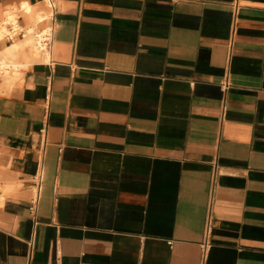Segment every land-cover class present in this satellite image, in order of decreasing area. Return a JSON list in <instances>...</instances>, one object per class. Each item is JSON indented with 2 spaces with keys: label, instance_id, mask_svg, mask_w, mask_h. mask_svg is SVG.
<instances>
[{
  "label": "crops",
  "instance_id": "obj_1",
  "mask_svg": "<svg viewBox=\"0 0 264 264\" xmlns=\"http://www.w3.org/2000/svg\"><path fill=\"white\" fill-rule=\"evenodd\" d=\"M15 16L0 264H264V0H0Z\"/></svg>",
  "mask_w": 264,
  "mask_h": 264
},
{
  "label": "bare ground",
  "instance_id": "obj_2",
  "mask_svg": "<svg viewBox=\"0 0 264 264\" xmlns=\"http://www.w3.org/2000/svg\"><path fill=\"white\" fill-rule=\"evenodd\" d=\"M14 15V14H13ZM10 19V21L11 22H13V23H17L18 22V17H13V18H11V17H9ZM9 20H5V21H3V22H1L0 23V39L1 38H11L12 37V39L13 40H15L16 38H18L19 37V35H16L14 32H10L9 31V29H8V26H7V23H8V21ZM21 28H23V27H21ZM38 35V34H37ZM37 37H39V36H37ZM41 38H42V35H41ZM43 39H44V37H43ZM43 44V43H42ZM41 44V45H42ZM13 45H15V44H13ZM42 48V47H41ZM13 65V64H12ZM9 67V66H11V64L10 63H8L7 62V60L5 59V58H3L1 55H0V73L2 74V72H4V69L6 68V67ZM14 66H15V64H14ZM12 68V67H11Z\"/></svg>",
  "mask_w": 264,
  "mask_h": 264
},
{
  "label": "built area",
  "instance_id": "obj_3",
  "mask_svg": "<svg viewBox=\"0 0 264 264\" xmlns=\"http://www.w3.org/2000/svg\"><path fill=\"white\" fill-rule=\"evenodd\" d=\"M8 29L10 32H14L16 35H23L24 34V29L21 28L22 25L18 19V22L15 24L13 22L7 23ZM12 38V37H11Z\"/></svg>",
  "mask_w": 264,
  "mask_h": 264
},
{
  "label": "rangeland",
  "instance_id": "obj_4",
  "mask_svg": "<svg viewBox=\"0 0 264 264\" xmlns=\"http://www.w3.org/2000/svg\"><path fill=\"white\" fill-rule=\"evenodd\" d=\"M9 20V19H8Z\"/></svg>",
  "mask_w": 264,
  "mask_h": 264
}]
</instances>
